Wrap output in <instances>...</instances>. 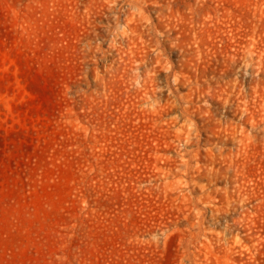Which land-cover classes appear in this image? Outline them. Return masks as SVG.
<instances>
[{
  "label": "rangeland",
  "instance_id": "obj_1",
  "mask_svg": "<svg viewBox=\"0 0 264 264\" xmlns=\"http://www.w3.org/2000/svg\"><path fill=\"white\" fill-rule=\"evenodd\" d=\"M0 264H264V0H0Z\"/></svg>",
  "mask_w": 264,
  "mask_h": 264
}]
</instances>
